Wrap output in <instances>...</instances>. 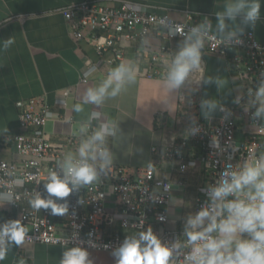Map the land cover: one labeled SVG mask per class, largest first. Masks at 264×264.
I'll use <instances>...</instances> for the list:
<instances>
[{"label":"built area","instance_id":"1","mask_svg":"<svg viewBox=\"0 0 264 264\" xmlns=\"http://www.w3.org/2000/svg\"><path fill=\"white\" fill-rule=\"evenodd\" d=\"M172 10L181 18L171 16L166 8L134 0H82L62 7L60 12L75 43L90 42L97 55V63L90 64L80 81L86 82L90 75L85 73L101 62L109 68L119 64L123 60V47L129 42L140 51L137 59L144 63V76L148 79L162 78L167 55L175 51L176 42L182 37L169 36L161 20L187 30L206 16L204 12L190 9ZM242 39V45L231 49L210 40L204 51L227 60L229 70L240 78L242 89L239 95L245 96L246 89L254 88L259 74L264 71V42L259 41L253 31H246ZM198 76L199 73H194L178 91L180 116L176 130L163 137L161 148H151L149 164L137 168L113 164L110 171L101 173L91 185H85L63 199L52 197L57 203L67 202L68 212L62 216L51 215L50 210L33 209L29 200L37 193L42 197L48 196L43 184L49 171L59 173L57 162L78 146V135H71L62 144H53L44 129L53 118L71 120L72 110L67 105L72 95L66 90L56 99V103L64 107L63 113L49 108L43 96L17 101L18 119L24 131L10 138L14 156L0 160V191L6 190V185L15 178L22 179L24 183L10 189L15 193V199L11 204H5L9 211L0 218V222L19 219L27 232L23 243L79 245L110 253L125 238L138 237L139 232L149 227L162 242L179 238L182 230L176 226L169 227L165 210L172 197L173 185L186 186L191 168L203 173V183L197 186L194 199V210L198 211L206 200L201 189L213 183L227 164L246 158L254 145L264 143V128L253 126L250 119L252 109L245 110L246 100L240 104L224 105L231 112L228 119H222L224 114L221 112L216 120L202 118L198 100L202 84L196 81ZM155 114L163 115L159 111ZM191 118H195L201 131L194 136H186V130L192 126ZM92 124L96 126L97 121ZM213 139L218 141L219 148L212 147ZM165 161L169 163L166 172L174 171L176 174L174 181L171 175L160 178L157 174L164 168ZM9 172L12 175H8ZM169 184L171 189L165 191ZM152 196L159 199L153 200ZM161 216L163 221L159 219Z\"/></svg>","mask_w":264,"mask_h":264},{"label":"clouds","instance_id":"2","mask_svg":"<svg viewBox=\"0 0 264 264\" xmlns=\"http://www.w3.org/2000/svg\"><path fill=\"white\" fill-rule=\"evenodd\" d=\"M260 9L261 0H224L222 9L214 13L215 24L205 16L185 30L173 22L161 20L169 36L182 37L176 50L167 55L166 71L161 80L166 95L160 102L166 111L176 110L174 94L194 73H199L196 81L202 85L215 84L218 89L225 87L227 81L221 76H205L202 56L206 43L215 40L217 45L229 49L242 45L246 28L254 29L261 19ZM14 43L13 37H9L0 41V48L6 50ZM95 71L96 68L91 67L85 75ZM139 72L140 68L133 60H122L108 70L100 83L87 88L81 101L73 104L71 110L81 113L84 105H103L134 84ZM242 100H246V111L252 109L250 119L253 126L264 128V71L259 74L255 87L247 88L245 96L237 95L233 102L240 104ZM199 108L206 120L212 119L217 111L224 114L222 119L231 115L230 110L214 98L201 99ZM93 121H97L96 126ZM191 125L186 136L201 131L195 118H191ZM74 134L80 138L75 152L69 151L62 161L57 162L59 173L49 171L43 184L48 196L42 197L39 193L32 196L29 204L33 209L50 210L54 216L66 214L67 202L57 203L52 197L63 199L71 192L91 185L101 173L112 169L114 156L108 143L111 139L122 138L117 121L104 118L100 111L93 110L79 123ZM212 147L219 148L216 139L212 140ZM23 183L22 179L15 178L6 185V190L0 191V207L14 201L15 193L10 189ZM171 187V184L166 185L165 191ZM201 191L206 200L198 211L184 217L179 238L162 242L149 227L139 232L138 237L125 238L112 251L115 264H264V143L254 145L246 158L227 164L215 181ZM151 199L159 198L152 196ZM159 219L163 221L164 217ZM26 234L19 219L0 222V261L7 257L13 245L23 243ZM59 264L94 262L89 252L77 245L65 247Z\"/></svg>","mask_w":264,"mask_h":264},{"label":"crops","instance_id":"3","mask_svg":"<svg viewBox=\"0 0 264 264\" xmlns=\"http://www.w3.org/2000/svg\"><path fill=\"white\" fill-rule=\"evenodd\" d=\"M82 0H0V41L13 37L15 43L8 49L0 48V160L14 156V148L10 138L24 131L18 119L15 103L20 100L43 96L46 105L53 111L63 113L64 107L56 103V99L69 90L71 98L67 107L81 101L85 90L100 83L110 69L101 62L97 65L86 82L80 77L90 66L97 63V55L91 43L80 41L75 43L68 25L60 9L72 2ZM156 7L166 8L168 14L175 18L181 15L172 9H190L204 12L215 24L214 13L223 7L224 0H134ZM171 9V10H169ZM261 19L253 31L257 39L264 42V0H261ZM179 42V41H178ZM176 42V46L178 44ZM138 45V44H137ZM140 51L131 42L123 47V60L131 59L140 68L137 80L127 90L115 98L108 99L97 107L84 105V111H72L71 120L53 118L45 126L47 138L53 144H62L78 129L79 123L86 120L93 110L100 111L102 117L118 122L122 138L111 139L108 143L114 156L113 164L121 167L137 168L149 164L151 148H161L164 136L176 130V122L180 116L178 102L176 110L168 112L161 104L166 93L161 87L162 78L148 79L144 76L145 67L137 59ZM203 67L205 76L219 75L227 81L223 88L215 84L202 85L201 99L214 98L223 105L234 104L242 86L237 74L232 73L227 60L221 56L204 51ZM178 97V92L174 94ZM159 111L163 115H156ZM199 113L202 116L199 108ZM217 111L212 119L216 120ZM202 118H204L202 116ZM156 126V127H155ZM196 152V150H190ZM75 152V151H72ZM169 163L159 169L158 176H172L174 171L166 172ZM184 187L173 185L172 197L165 210L169 219V227L176 226L182 230L183 219L194 210V199L197 186L203 183V173L191 168ZM177 201V203L175 202ZM9 211V207H0V218ZM118 230L119 227L117 228ZM68 246L29 244L13 245L7 257L0 264H59L62 252ZM71 247V246H69ZM89 252L94 264H115L110 252Z\"/></svg>","mask_w":264,"mask_h":264},{"label":"trees","instance_id":"4","mask_svg":"<svg viewBox=\"0 0 264 264\" xmlns=\"http://www.w3.org/2000/svg\"><path fill=\"white\" fill-rule=\"evenodd\" d=\"M156 127V126H155Z\"/></svg>","mask_w":264,"mask_h":264}]
</instances>
